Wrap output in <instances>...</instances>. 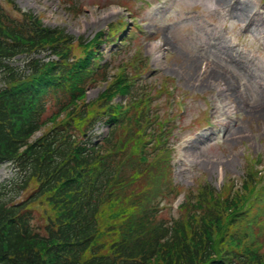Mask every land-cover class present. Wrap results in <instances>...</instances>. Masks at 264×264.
Masks as SVG:
<instances>
[{"label": "trees", "instance_id": "trees-1", "mask_svg": "<svg viewBox=\"0 0 264 264\" xmlns=\"http://www.w3.org/2000/svg\"><path fill=\"white\" fill-rule=\"evenodd\" d=\"M1 1L0 162L21 172L19 191L34 188L20 202L0 193V264H264V217L251 220L249 208L254 200L264 203V185L255 192L260 172L249 168L236 191L206 186L186 194L169 221L161 213L180 189L170 183L169 129L149 110L147 94L135 92V82L118 69L104 93L85 102L94 74L106 80L98 48L80 40L81 54L71 56L72 37L15 6L13 18ZM47 50V62L26 57L21 66L10 64L17 55ZM116 94H127L126 109L109 105ZM62 95L68 96L57 103L63 116L60 109L47 124L41 120L47 97ZM99 121L112 124L105 138L79 140ZM111 181L131 191L107 196L112 185L104 183ZM112 199L117 216L106 222L99 208ZM40 202L43 211L36 212L46 224L36 233L31 207Z\"/></svg>", "mask_w": 264, "mask_h": 264}, {"label": "rangeland", "instance_id": "rangeland-1", "mask_svg": "<svg viewBox=\"0 0 264 264\" xmlns=\"http://www.w3.org/2000/svg\"><path fill=\"white\" fill-rule=\"evenodd\" d=\"M13 1L23 10L41 14L46 25L59 27L73 37L90 38L106 30L120 15L130 23L128 29L140 33L134 34L115 58L125 59L134 51H145L159 61L160 69L154 71L159 81L168 80L171 96L154 95V103L165 112L163 116L172 111L176 115L171 140L175 143V184L196 188L210 183L219 188L224 179L238 182L246 160L253 158L260 160L257 168L264 172V24L238 38L239 27L246 24L250 12L264 13V0H177L168 17L163 16V6L156 0L131 1L127 7L135 16L117 4L121 0ZM231 5L237 11L230 13L232 19L228 21L226 14ZM171 15L177 23L170 26L169 33L162 34L161 24H169ZM222 25L234 40H229L224 30L222 33ZM237 40L242 45L232 47ZM169 45L173 50L164 53ZM195 46L207 54H199ZM102 89L101 85L90 89L88 99L95 98ZM226 110L231 112L227 119L223 116ZM239 112L241 118H237ZM208 120L217 127H208ZM228 127L234 130L228 133ZM104 132L105 128L98 129L99 134ZM16 178L9 163L0 164V189L8 184L4 188L6 198H14L17 186L10 185ZM36 206V210L43 211V202ZM163 214L168 216L169 211Z\"/></svg>", "mask_w": 264, "mask_h": 264}]
</instances>
